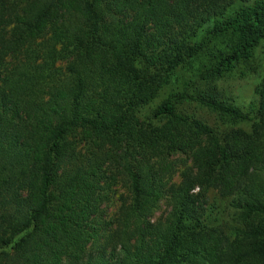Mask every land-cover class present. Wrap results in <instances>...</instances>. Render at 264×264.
<instances>
[{
    "label": "trees",
    "instance_id": "trees-1",
    "mask_svg": "<svg viewBox=\"0 0 264 264\" xmlns=\"http://www.w3.org/2000/svg\"><path fill=\"white\" fill-rule=\"evenodd\" d=\"M236 1L0 0V264H264V81L251 131L177 110L196 101L254 120L210 93L141 115L207 40L231 41L207 78L253 56L264 0L229 13ZM204 26L209 39H196ZM180 151L192 165L170 182ZM118 179L130 197L113 220L103 204ZM210 189L236 201L233 237L206 215Z\"/></svg>",
    "mask_w": 264,
    "mask_h": 264
},
{
    "label": "rangeland",
    "instance_id": "rangeland-1",
    "mask_svg": "<svg viewBox=\"0 0 264 264\" xmlns=\"http://www.w3.org/2000/svg\"><path fill=\"white\" fill-rule=\"evenodd\" d=\"M247 3L237 0L233 7L228 11L232 13ZM195 25V24H194ZM192 33L189 26L183 30ZM196 39H209L207 27L196 28ZM231 41L227 37L213 38L207 40V52L193 59L190 63L179 68L173 74L171 81L160 91L158 97L148 104L142 111V117L153 116L154 110L168 97L188 91L194 96L202 94H212L224 103L239 107L254 120H232L225 118L218 113L211 111L206 106L196 101H184L177 103V110L190 117L200 119L213 127L216 132H226L232 128H244L251 131L253 122L259 118V90L264 81V39L256 46L253 56L249 60L239 62L230 72L217 78H207L208 70L215 62L217 52L228 49ZM23 54L17 53L9 59V67L16 68L22 63ZM67 62L62 61L58 64L60 72L63 73ZM260 88V89H259ZM175 163L177 172L170 179L178 183L180 173L184 168L192 165V152H177L170 157ZM109 197L103 204L104 216L117 220L123 203L129 200L128 188L122 179L109 188ZM108 190V189H107ZM206 215L210 222L220 226L226 234L234 236V232L240 225V210L236 207V201L232 196H224L217 189H210L207 193ZM169 212L165 201L160 203L152 214V219L164 218ZM119 242L123 233V228L118 229Z\"/></svg>",
    "mask_w": 264,
    "mask_h": 264
}]
</instances>
